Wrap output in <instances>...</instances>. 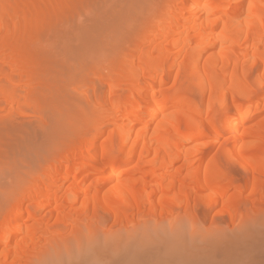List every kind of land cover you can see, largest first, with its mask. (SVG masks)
Returning <instances> with one entry per match:
<instances>
[{"label":"bare ground","instance_id":"obj_1","mask_svg":"<svg viewBox=\"0 0 264 264\" xmlns=\"http://www.w3.org/2000/svg\"><path fill=\"white\" fill-rule=\"evenodd\" d=\"M114 1L0 0V264H264V0Z\"/></svg>","mask_w":264,"mask_h":264},{"label":"rangeland","instance_id":"obj_2","mask_svg":"<svg viewBox=\"0 0 264 264\" xmlns=\"http://www.w3.org/2000/svg\"><path fill=\"white\" fill-rule=\"evenodd\" d=\"M105 1H110V0H105ZM111 1H112V2H115L114 0H111ZM116 1H120V0H116ZM82 12H83V11H82ZM82 12L80 13V15H81V14H84V13H82ZM84 16H85V15H81V16H79V19H82ZM83 19H84V18H83ZM65 24H66V21H65V23L61 21L60 23L57 24L56 27L54 26L53 30H54V29H55V30H61V29L63 30V29L65 28V26H67V24H66V25H65ZM67 27H69V25H68ZM67 27H66V29H68ZM66 29H65V30H66ZM53 30H52V29H51V30H47L46 32H47V34H50V33H51L50 31H53ZM48 31H49V32H48ZM46 32H45V33H46ZM47 34H46V35H47ZM45 46H47V45L45 44ZM128 46H129V45L126 44V45H124V48H128ZM177 78H178V77H177ZM177 78H176V77H171V78L165 80L164 83H165L166 85H168V86H170V85H172V84H174V83L176 84V82H177L178 84L180 83V85H181V84H184V83H185V84L187 83L184 79H182V78L179 79V78H178V79H179V81H178ZM175 79H176V80H175ZM181 80H182V81H181ZM178 84H177V85H178ZM84 106H86V105L84 104ZM8 111H9V110H8ZM8 111H6V113H8ZM262 111H263L262 114H264V110H262ZM262 111H261V112H262ZM29 119H30L31 121H32V120H33V121H38V118H37V117H32V118L30 117ZM59 120H60V119H59ZM59 120H58V121H57V120H56V121H53V123L51 124V126H52V125H53V127H56V126H57V127L62 126V124H61L62 122H61V120H60V123H59ZM47 121H48L47 119L45 120V122H43V121L41 122V121H40V122H41V125L43 124L44 126H46L45 123L47 124ZM5 123H9V121L6 120ZM60 124H61V125H60ZM55 125H56V126H55ZM217 150H218V149H216L215 151H217ZM234 173H235L237 176L240 177V175L238 174V173H239L238 170H237V173H236V170H234ZM260 233H261V234H260ZM262 234H263V236H262ZM258 236H259L260 238H257ZM255 238H256V239H255ZM254 239H255L254 241H256L257 243H256V242H253V243H255V244H251V245H255V247L258 246L260 249H264V247H263V246H264V230H262L261 232L257 233V234L255 235ZM262 241H263V242H262ZM259 242H260V243H259ZM168 243H169V244H172V246H171V247L169 246V247L173 249V247L175 246V245H174V243H175L174 240H171V241L168 240L167 243L162 244L163 247L165 248L166 245H168ZM177 245H178V244H177ZM178 246H179V245H178ZM261 246H262L263 248H261ZM157 247H158V246H157ZM157 247H156V248H157ZM161 247H162V246L160 245V247H159L158 250L155 248L156 253H158L159 255H160V253H161V254L169 253V249H170L169 247H167L168 250H167V248L163 249V248H161ZM174 248H175V247H174ZM179 248H180V246H179ZM183 248H184V247H181L179 250L182 251ZM176 249H177V248H176ZM176 249H173V251H175ZM151 250H152V249H151ZM179 250H178V251L176 250V252H180ZM152 251H153V250H152ZM165 251H166V252H165ZM167 251H168V252H167ZM170 251H171V250H170ZM186 251H187V249L184 250L185 253L188 252V251H187V252H186ZM191 251H192V250H191ZM171 252H172V251H171ZM154 253H155V252H154ZM182 253H183V251H182ZM219 260H220V262L218 261L217 264H219V263H220V264H227L226 261H225V262H226V263H225V262H223V260H221V259H219ZM221 262H223V263H221Z\"/></svg>","mask_w":264,"mask_h":264}]
</instances>
